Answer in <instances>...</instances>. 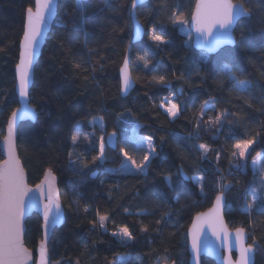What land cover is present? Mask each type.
I'll return each instance as SVG.
<instances>
[{
  "label": "trees",
  "instance_id": "trees-1",
  "mask_svg": "<svg viewBox=\"0 0 264 264\" xmlns=\"http://www.w3.org/2000/svg\"><path fill=\"white\" fill-rule=\"evenodd\" d=\"M243 2L258 10L236 24V44L202 57L172 23L176 11L188 27L194 0H148L137 7L144 35L136 44H130L131 0H110L112 7L105 0H93L83 26L75 8L77 0H57L56 16L35 64L29 90V103L39 118L34 123H21L16 137V151L28 184L35 185L49 168L57 180L64 223L52 232L48 242L51 264H117L120 257H130L133 264L137 258L139 264H188L185 231L191 218L207 210L218 192H223L227 202L223 211L226 226L244 227L248 244L254 236L257 247L253 264H264V206L258 203L251 210L242 208L254 195L255 186L259 191L248 164L257 152L264 151V0ZM29 6H33V0H0V141L8 115L17 108L14 68ZM153 24L165 40L159 47L146 34ZM242 29L246 36L243 41ZM129 45L134 86L122 96L118 69ZM90 49L95 50L92 55ZM140 56L149 61L147 68L138 59ZM225 56L239 79L252 82L250 91L237 93L230 90V85L218 84L220 59ZM154 76H164L168 85L156 84ZM170 94L181 108L174 120L160 108L163 98ZM206 100L214 102L215 109H208L204 121L226 109L235 113L228 117L232 122H225L219 131L217 126L211 130L204 124L197 127ZM93 117L100 122L90 124ZM77 122L79 131L74 132ZM131 129L140 137H153L156 155L146 175L107 171L120 169L121 148L141 162L145 150H139L131 141L124 145L119 141L120 134ZM110 132L118 135L117 149L104 148L108 159L93 166L89 162L97 155L98 138ZM72 135H78L79 145H72ZM242 138H254L257 143L244 159V167L237 168L233 166L238 160L231 155L232 145ZM200 144L212 150L207 159H201ZM70 151L73 161L88 163L97 176L90 178L89 169L82 164L77 169L70 163ZM217 152L221 154L219 163ZM168 176L171 187L165 179ZM201 176L203 192L194 179ZM259 176L260 181L264 179V175ZM85 206L90 209L87 213ZM97 211L110 217L107 231L90 223L97 220ZM140 211L154 214L136 215ZM165 212H170L171 218L156 225ZM40 225L36 214L25 220L23 243L32 252L41 239ZM124 225L136 237L127 245L111 235ZM141 225H147L149 231L141 233ZM200 264L215 263L202 258Z\"/></svg>",
  "mask_w": 264,
  "mask_h": 264
},
{
  "label": "snow or ice",
  "instance_id": "snow-or-ice-1",
  "mask_svg": "<svg viewBox=\"0 0 264 264\" xmlns=\"http://www.w3.org/2000/svg\"><path fill=\"white\" fill-rule=\"evenodd\" d=\"M108 7H112L110 0H105ZM143 3V0H131L130 19L133 22L135 33L139 36L143 30V26L136 20L135 9ZM93 0H77L76 10L80 12V24L84 25L86 20L87 11L92 8ZM258 9L246 7L243 0L239 3H234L233 0H196L195 6L192 10L191 26L199 34L197 41V47L201 49V56L206 57L209 52L216 51L224 45H235L236 38L233 35V25L240 20L241 17L251 18ZM53 14V0H35V10L32 6L27 7L25 10L23 34L19 40V62L16 64L17 80L19 96L21 98H27L29 96V86L31 82V68L33 65V58L35 56V45L43 30V25L47 18H50ZM172 23L185 24L186 21L177 14L176 11L172 13ZM115 31V29H113ZM146 34L150 41H152L157 47L165 43L162 35L157 34L156 25L153 24ZM241 41L246 39L245 32L242 29L240 33ZM94 49L89 50V55H92ZM138 59L144 62V67L147 68L149 61L140 56ZM130 62V49L125 51L124 61L120 67V79H121V94H126L130 89L132 81L128 70ZM76 68H80L77 64ZM97 69H92L95 72ZM102 70V66H101ZM94 78V77H93ZM87 79V77H85ZM153 81L156 84L168 85L164 76H154ZM225 81L228 83L225 84ZM217 82L221 87H227L230 85V90L237 93H244L251 90L253 87L252 82L247 79H239L234 71L230 59L225 56L220 59V67L217 77ZM170 86V85H169ZM167 104V106H165ZM249 103V107H251ZM160 107L164 108L165 113L172 120L178 118L181 108L173 102L172 99L166 98ZM209 108L215 109V104L209 101L203 102L201 109V115L197 117V127L202 124L206 125L209 130L212 126H217L216 130L219 131L224 127L225 122L231 123L228 117L235 116V113H230L228 110L216 112L214 116H209L207 121L203 120L204 114ZM39 118V113L35 109L31 108L25 99L23 108H14L10 115L7 117L6 128L7 135L3 137L4 147L7 150V159L0 161V264H29V261L33 257V253L29 248H26L23 243V218L25 213L31 207L30 196L31 189L25 183V176L22 167L20 166L18 159L14 151V137L17 134L18 121L24 119H31L33 121ZM98 121L96 117H93L90 124H95ZM79 122L77 126H74L73 131H79ZM115 136V133L110 134L111 137ZM191 138V135L190 137ZM216 137H213L215 139ZM85 139H88L86 136ZM78 135H72L71 143L73 146L79 143ZM92 143V141H89ZM147 144V150L144 151L143 158L140 163H137L136 159L129 155L125 148L120 149L121 155L124 160L121 161V167L118 170L108 169L109 172L120 171L126 174H139L146 175V170L151 164L152 158L156 155V149L153 144V137H141L139 141V150H144V144ZM257 141L254 138L239 139L232 145L233 151L231 155L237 157L240 160H244L254 150V145ZM104 137H100L99 142V154L92 157L91 163L93 166L97 162H103L104 160ZM198 151L201 154V159H207L208 153L212 151L208 145L200 144ZM73 153H68L69 162L76 165L77 169L81 167L82 162L79 160H72ZM264 156V151L257 152L253 157V171L254 174L264 175V161L261 157ZM221 154L216 153V161L219 163ZM237 168L244 167L243 165H233ZM83 168L89 169L91 176L95 178L97 173L89 168L88 163L82 164ZM188 179L187 176H185ZM171 187V177H165ZM195 181L201 185V192H203L204 177H196ZM56 180L52 169L49 168L45 172V179L40 184L36 185V190L41 193L42 203V232L43 237L40 240L37 248L38 258L36 264H51L49 259L48 241L51 239L52 230L61 223L63 219L62 205L59 203V197L54 194V182ZM48 185L47 195L45 196L44 185ZM261 190H264V179L260 181ZM224 187V185H221ZM75 190V189H74ZM179 198L177 197V200ZM256 204V197L253 201L247 205V209L251 210ZM227 207V202L224 198L223 192H218L215 196V200L212 208L205 213H198L194 218L191 227L188 228L187 238L190 240L191 254L190 260H195L196 264H199V257L201 251H207V248H201V234L205 232V229L210 231L213 236L217 238L220 244L227 248H235L238 252V256L235 260L226 258L225 264H253L254 252L257 247L255 237H251L252 243L246 244L248 235L244 227H238L235 229L234 237H231L226 226L223 223V209ZM84 211L87 213L90 211L89 207L85 206ZM125 213H128V209H125ZM154 213L147 211H140L136 215H153ZM97 220L90 221L95 227L98 224L100 229L107 231L106 222L109 220L107 214L101 215L97 211ZM170 212H165L161 215L160 219L155 221L156 225H160L165 218H171ZM159 231V229H156ZM149 231L147 225H141L140 232L146 233ZM111 235L117 237L121 244L127 245L129 242L136 239L133 232L128 225L120 226L117 230L112 231ZM57 264H63L62 261H58ZM117 264H133L130 257H120ZM135 264H139V258H137Z\"/></svg>",
  "mask_w": 264,
  "mask_h": 264
},
{
  "label": "water",
  "instance_id": "water-1",
  "mask_svg": "<svg viewBox=\"0 0 264 264\" xmlns=\"http://www.w3.org/2000/svg\"><path fill=\"white\" fill-rule=\"evenodd\" d=\"M147 1H148V0H143V3H141L139 6L143 5V4L146 3ZM233 2H234V1H233ZM195 3H196V0H194V4H193V7H192V10H193V8H194V6H195ZM234 3H239V2H234ZM139 6H138V7H139ZM32 7H33V9L35 10V0H33V6H32ZM56 7H57V0H53V14H52V16H51L50 18H47V19H46V21H45V23H44V25H43V30H42V32H41V35H40V37H39V39H38V42H37L36 45H35V56H34V58H33V65H32V68H31V70H30L31 73H32V77H31V82H30L29 90H30L31 85H32V82H33V70H34L35 64H36V62H37V60H38V58H39V56H40L41 50H42V48H43V46H44V43H45V39H46V37H47V35H48L50 29H51V26H52V24H53V22H54V19H55V16H56ZM131 12H132V9H131V6H130V12H129V21H130V24H131V40H130V44H136V43H138V42L142 39V37H143V35H144V31H142V33H141L139 36L136 35V33H135V29H134V25H133V22H132V20L130 19V14H131ZM135 13H136V9H135ZM24 16H25V14H24ZM191 17H192V11H191V14H190V16H189V20H188V29H189V33H190V46H191V48L194 49L195 51H200V52H201V49L197 47V41H198V39H199V34L196 33L195 29L191 26ZM243 18H244V17H241L240 20L243 19ZM136 20H138V19H137V16H136ZM240 20H239V21H240ZM239 21H237V22L233 25L234 28L236 27V24H237ZM23 23H24V21H23ZM143 30H144V28H143ZM22 34H23V30H22ZM226 47H229V48H230V47H233V45H224V46H222L220 49H218V50H216V51L209 52L208 55H214V54H216L218 51H220L221 49L226 48ZM128 49H130V45L126 48V50H128ZM19 51H20V49H19V44H18V57H17V63L19 62ZM124 55H125V54H124ZM123 61H124V57H123V60H122V62H121L120 67H121L122 64H123ZM17 63H16V64H17ZM120 67H119V69H120ZM119 69H118V79H119V91H120V87H121V79H120V71H119ZM128 70H129V73H130V68H129V66H128ZM14 77H15L14 92H15L16 100H17V108H23V107H24L25 99H27V102H28L29 106H30L31 108H33V107L30 105V103H29V96H28L27 98H21V97L19 96L18 80H17V72H16V65H15V68H14ZM130 78H131V74H130ZM131 81H132V78H131ZM133 86H134V83H133V81H132L131 87H130V89L127 91V93L122 95V94H121V91H120V94H121L122 96H127V94L129 93V91L132 90ZM33 109H34V108H33ZM26 121L31 122V123H34V122H35V121L31 120V119H24V120H22V121H18L17 130H18L19 125H20L21 123H23V122H26ZM111 133H115V136H112V137H111V140H110V134H111ZM6 135H7V128H6V126H5L3 137L6 136ZM16 137H17V134H16V136L14 137V145H15V147H14V151H15V155H16V157H17V159H18V162H19L20 166L22 167V164H21V162H20V160H19V158H18V154H17V151H16ZM117 137H118V135H117L116 132H110V133L106 134V135L104 136L105 148H107V149L110 150V151H116V149H117V145H116V143H117V140H116ZM0 152H1V157H2V160H1V161L7 159V150H6V148L4 147V140H3V138H2V140L0 141ZM22 169H23V167H22ZM23 171H24V176H25V183H26L27 186L32 190L31 193H30V196L32 197V200L30 201V203H31V207H30L29 210L25 213V216H24V218H23V227H24V231H25V220H26L29 216H31L32 214H36V215H38V217L40 218V221H41L40 231H41V239H42V237H43V232H42V228H41L42 223H43V220H42V215H43V213H42V203H43V202H46V201H43V202L41 201V199H40V197H41V193H40L38 190H36V185L40 184L41 181L45 179V172H46V170L43 172L41 179H40L35 185H33V186H31V185L28 184V182H27V175H26V172H25L24 169H23ZM94 171L97 172L96 170H94ZM89 177H90V178H93V177L91 176V173H90ZM47 191H48V185L45 184V185H44L45 196L47 195ZM54 194H55L56 196L59 197V190H58V187H57V180H55V182H54ZM214 200H215V197H214V199H213V201H212L211 206H210L207 210H205V211H203V212H201V213H205V212H207L210 208H212L213 203H214ZM59 203L61 204L60 197H59ZM61 205H62V204H61ZM62 211H63V219H62L61 223H60L59 225H57V226L52 230V232H53L55 229L60 228V227L63 225V223H64V210H63V207H62ZM223 211H224V209H223ZM222 215H223V212H222ZM196 216H197V214L194 215V216L191 218V221H190V223H189V225H188V227H187V229H186V231H185L186 249H187V255H188L187 263H188V264H196V261H195V260H190L191 247H190V240L187 238V231H188V228L191 227V225H192V223H193V220H194V218H195ZM223 223H224V225L226 226V223H225V221H224V217H223ZM226 228H227V230H228L230 236H231V237H234V235H235V229H229L227 226H226ZM23 234H24V232H23ZM51 235H52V233H51ZM41 239H40V240H41ZM39 242H40V241H39ZM39 242L37 243V245H36L34 251L32 252V253H33V257H32V259L29 261V264H36V260H37V258H38L37 248H38V244H39ZM48 242H49V241H48ZM246 244H248V238L246 239ZM201 248H202V249L207 248V251H204V250L201 251V254H200V257H199V264H200V260H201L202 258L209 259V260L213 261L215 264H225V260H226V258H231L232 260H235V259L237 258V256H238V252H237V250H236L234 247H233V248H227V247L222 246V245L220 244V242L217 240V238H216L215 236H213L212 233H211L210 231H208L207 229H205V232L201 234ZM49 259H50V258H49ZM253 262H254V260H253ZM161 264H166V263H161ZM169 264H174V263L172 262V263H169Z\"/></svg>",
  "mask_w": 264,
  "mask_h": 264
},
{
  "label": "rangeland",
  "instance_id": "rangeland-1",
  "mask_svg": "<svg viewBox=\"0 0 264 264\" xmlns=\"http://www.w3.org/2000/svg\"><path fill=\"white\" fill-rule=\"evenodd\" d=\"M177 25H178V27H179L181 33H183V34L188 38V41H190V33H189V29H188V27H186L185 24H177ZM187 25H188V24H187ZM186 28H187V29H186ZM166 98H170V99H172V101H173V96H172V94H170L169 96L163 98L161 104H162L163 102H165ZM165 106H167V104H165ZM160 108H161V110L165 113L164 108H162V107H160ZM165 114H166V113H165ZM166 115H167V114H166ZM167 117H168V116H167ZM168 118H169V119H172V118H170V117H168ZM99 126L101 127V123H99ZM101 136L104 137L105 135L101 134V135L99 136V138H98L99 142H100V137H101ZM140 138H141V137L137 135L135 129H131V130H129L127 133L120 134L119 141H120V143L123 144V145H124L126 142L131 141V142H133L134 144H136V145L139 146ZM116 140L118 141V139H116ZM99 142H98V147H97V155L99 154V151H100V149H99ZM77 145H79V144H77ZM116 145H117V143H116ZM147 147H148V145L145 143V144H144V150H145V151L147 150ZM119 153H120V152H119ZM120 155H121V153H120ZM121 156H122V155H121ZM107 159H108V158H107V156H106V154H105V152H104V160H103V162H104L105 160H107ZM123 160H124V157L122 156V161H123ZM237 160H238V164H239V165H243V166H244V160H240V159H238V158H237ZM103 162H102V163H103ZM99 164H101V162H99ZM248 166H249V169H250V171H251V174L254 175V177H255V178L257 179V181H258L257 186H259V187H258V188H259V191H258V189H257L256 186H255V189H254V195L251 196V197L249 196V197L246 199V201H245L246 203H245L244 205H242V208H243L244 210H246L247 205L253 201V198H254V197H256V205H258V203H261V205L264 206V193H261V191H264V190H261V185H260V182H259V181H260V176H259V174H254L252 160L249 162ZM258 184H259V185H258ZM118 240H119V239H118Z\"/></svg>",
  "mask_w": 264,
  "mask_h": 264
}]
</instances>
